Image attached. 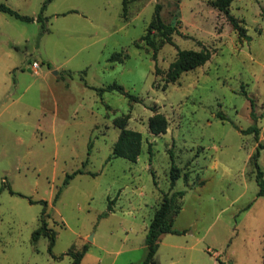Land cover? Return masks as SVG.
<instances>
[{
	"label": "rangeland",
	"instance_id": "1",
	"mask_svg": "<svg viewBox=\"0 0 264 264\" xmlns=\"http://www.w3.org/2000/svg\"><path fill=\"white\" fill-rule=\"evenodd\" d=\"M212 1L130 0L123 13L122 0H51L45 31L0 10V264H73L68 251L83 248L79 264L139 263L165 193L185 232L163 233L148 264H262L264 195L251 155L264 144V0L229 5L247 38ZM0 2L36 17L43 0ZM157 2L177 30L168 42L153 29L154 57L141 36ZM203 47L209 59L167 81L178 49ZM113 82L125 92L101 89ZM252 110L258 139L241 131ZM155 112L165 132L150 131ZM121 126L141 133L135 161L112 156ZM43 221L51 249L48 235L32 238Z\"/></svg>",
	"mask_w": 264,
	"mask_h": 264
},
{
	"label": "trees",
	"instance_id": "2",
	"mask_svg": "<svg viewBox=\"0 0 264 264\" xmlns=\"http://www.w3.org/2000/svg\"><path fill=\"white\" fill-rule=\"evenodd\" d=\"M51 0H43L40 11L36 17H33L31 15L21 14L15 9L11 8L4 2H0V10L8 12L15 17H18L20 19L30 21L33 19H36L41 22V30L45 31L47 29L46 27V20L47 16L43 15V10L46 8V5ZM130 0H122V12L125 13L127 9L128 2ZM232 0H213V5L220 11L227 14L229 20L231 21L232 27L237 30L238 36L240 38H247L248 35L246 33V27L243 26L240 21L229 13V5ZM68 11H74V10H68ZM65 13V12H64ZM153 29H156L161 36L164 38L165 41L172 42L171 40V34L177 30L176 25L172 23H165L160 15V3L155 4V11L152 16V19L147 25L146 32L141 36V39H144L146 44L150 45L154 49V57L156 56L155 51L157 50L158 46L156 45L154 39L151 37V32ZM211 56V51L209 48L203 47L199 50L195 49H178L177 57L175 60H173L170 65L169 69L167 71L166 79L167 81H175L177 77L180 75L181 72L189 69H193L201 64H203L207 59H209ZM111 60H118L121 59L114 58L112 55H110ZM157 70V69H156ZM118 89L121 92H125L122 85L118 83H109L105 87H101V89ZM129 96L133 97L134 99H138L137 95H132L130 93H127ZM220 117L223 118V114L219 113ZM251 115L254 118V123L247 126L246 128H242L241 131L244 133H250L253 132L255 135V138L258 139L259 137V126L256 123L257 116L251 111ZM167 118L165 115L161 112H155L152 116H150L148 125L149 129L153 133H161L165 132L167 128ZM91 145V142L89 143ZM264 146L263 143H258L256 150L252 153V158L255 166V179L259 186V189L257 191L258 195H264V172L260 168L257 158L259 155V149L258 147ZM141 151V133L138 130L131 129L125 126H121L120 133L115 140L112 148V156H121L125 157L127 159H130L132 161H135L137 159L138 154ZM179 167L172 162L171 165V186L174 184L175 179L179 176ZM76 172V171H75ZM75 172L67 175V177L64 180V183L68 181V178L71 177ZM178 194L183 195V190H178ZM57 197V194H55V197ZM173 201L174 197L172 195H168L165 193L163 195L162 201L158 208L155 210L153 217L149 223L147 232L145 234V243L147 245V252L145 257L136 264H148L150 262H155V253L158 249L159 239L160 236L163 233L166 232H174V233H182L185 232V229H177L173 226V217L171 218L169 216V213L172 210L173 207ZM44 204H46V201L43 200ZM112 206L110 203L107 206V211L111 210ZM105 211L104 213H107ZM179 211V209L177 210ZM44 213V210H43ZM48 235L49 236V249H51L52 244L54 243V236L55 232L47 227V224L45 221L42 222V224L37 227L32 232V238L36 240L40 235ZM86 248H83L82 251L79 252H73L68 251V253L73 255V264H79V261L83 255V252ZM218 258V257H217ZM262 264H264V243H263V254H262Z\"/></svg>",
	"mask_w": 264,
	"mask_h": 264
},
{
	"label": "built area",
	"instance_id": "3",
	"mask_svg": "<svg viewBox=\"0 0 264 264\" xmlns=\"http://www.w3.org/2000/svg\"><path fill=\"white\" fill-rule=\"evenodd\" d=\"M31 67L34 69V71H37V67H39V62L37 60H33L31 63Z\"/></svg>",
	"mask_w": 264,
	"mask_h": 264
},
{
	"label": "crops",
	"instance_id": "4",
	"mask_svg": "<svg viewBox=\"0 0 264 264\" xmlns=\"http://www.w3.org/2000/svg\"><path fill=\"white\" fill-rule=\"evenodd\" d=\"M62 12H63V11H62ZM60 13H61V12H58V13H56V14H60ZM63 14H64V12H63ZM33 60H36V59H33ZM40 63H41V62L39 61V66H40ZM31 68H32V67H31ZM162 236H163V235H161V238H162ZM161 238H160V240H159V243L161 242ZM158 248H159V244H158ZM157 250H158V249H157Z\"/></svg>",
	"mask_w": 264,
	"mask_h": 264
},
{
	"label": "water",
	"instance_id": "5",
	"mask_svg": "<svg viewBox=\"0 0 264 264\" xmlns=\"http://www.w3.org/2000/svg\"><path fill=\"white\" fill-rule=\"evenodd\" d=\"M54 73H57V70H53Z\"/></svg>",
	"mask_w": 264,
	"mask_h": 264
}]
</instances>
